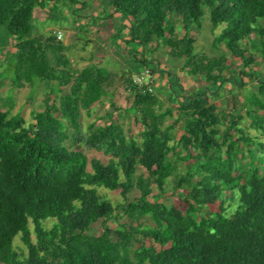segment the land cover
I'll list each match as a JSON object with an SVG mask.
<instances>
[{
    "label": "trees",
    "instance_id": "obj_1",
    "mask_svg": "<svg viewBox=\"0 0 264 264\" xmlns=\"http://www.w3.org/2000/svg\"><path fill=\"white\" fill-rule=\"evenodd\" d=\"M59 1L0 0V26L12 40L5 59L11 87L32 93L52 83L31 123L0 110V264H264V80L252 71L264 60V0H105L110 15L125 21L127 43L161 45L208 84L159 111L158 96L122 79L136 136L112 101L119 76L95 65L74 68L55 34L34 30V9ZM205 11L217 30L216 56L194 52ZM246 77L256 85L227 118L208 95L243 87ZM102 97L115 119L106 113L107 122L83 130L81 111ZM243 111L255 135L240 126ZM86 151L107 159H88ZM170 177L178 207L164 202ZM99 188L119 191L122 202L112 204Z\"/></svg>",
    "mask_w": 264,
    "mask_h": 264
},
{
    "label": "rangeland",
    "instance_id": "obj_2",
    "mask_svg": "<svg viewBox=\"0 0 264 264\" xmlns=\"http://www.w3.org/2000/svg\"><path fill=\"white\" fill-rule=\"evenodd\" d=\"M74 2L84 5L83 14L89 17L92 15L91 17H93V19L91 18L92 21L89 24L77 21V18L79 17L75 16L77 13L76 4H71L69 0H60L54 8L52 5L46 4L43 7H37L34 9V30L38 33H44L43 29L45 27H50L51 31L53 30L61 34V42L67 41L71 43V45L69 44L65 50L68 59L75 58V55L80 53L82 49L85 51L90 49L89 51L98 54L104 52L103 46H107L109 50H111L109 59L105 62L106 64H101L100 67L104 71L116 74L123 72L127 76H133L136 63L131 56L133 55V51L130 48L131 46L128 47V45H130V43H127L129 39V30L125 27V21L122 20V17L114 16L113 18H109L108 16L105 19H98L94 17L97 9L104 11V13L108 12V5L105 0H74ZM67 30L72 32L67 34ZM177 31L178 34H182V28L179 25L177 26ZM213 33H217V30L213 32L208 20V15L205 11L201 27L196 32L197 40L194 44L195 53L206 56H216L218 54V52L211 47ZM88 40H93L94 43H96L95 46L92 45V47H90V45H86ZM11 46L12 40L10 36L8 35L5 27L0 26V110L8 111L10 115L19 114L26 122L31 123L32 112L42 109V102L45 96L44 93L50 89L52 83H42L38 85L32 93H30V90L27 88H12L8 80L9 71L5 72L7 67L5 59L11 52ZM145 51H147V53H145ZM139 54L144 57L148 67L155 71L152 76L154 94L156 96H166V98L174 97L171 91L168 92L164 90V85L170 86L173 90L176 89L175 92H177V95L180 96L197 94L198 92L204 91V88H207L208 86L204 80L197 79L196 77L189 75L187 69L184 67V60L170 57L161 45L156 47L153 43L141 46ZM237 63L238 62H236V64ZM158 65L160 70L157 67ZM252 71L259 79L264 80V60L261 61L258 58L256 64L252 67ZM243 82H246L243 87L228 84L224 86L221 91H219V95L217 97L209 94L208 99L211 102H214L218 106V110L221 113H224L225 116H227L226 113H232L231 111H233V108H235V112L241 110L244 95L247 91L253 89L254 85H256L255 83L249 81L247 77L244 78ZM182 90L183 93L181 92ZM159 100L161 102V107L158 108V110L164 111L168 109L170 104L161 101V99ZM112 101L115 106L120 109V111H125V113L121 112V118L119 119L124 129L133 136H136L139 131V127L133 124L132 107L129 104L128 95L123 88L117 87L116 90L115 88L113 89ZM108 103V99H103V102L100 105L93 107L92 111L89 113H86L83 110L81 111V124L83 130H85L86 126L93 121V118L101 117L105 112L111 113L112 118L115 119V115L113 114L111 108L108 107ZM169 107L172 108L171 105ZM129 110H131V112ZM175 113L176 111H174V114ZM242 115L243 120L240 122V126L247 134L255 135V132L249 127L250 119L244 114V111L242 112ZM171 121L172 118L166 117L164 124H169ZM103 123V121L97 122L96 126ZM175 134L177 137L181 134V131H176ZM85 153L88 159L97 158L104 161L107 159L101 152L86 151ZM254 157L257 158L258 155ZM175 164L176 173L182 174L186 169L185 163L178 161ZM139 173H143V170L138 169L137 174ZM172 186V177H170L165 183V191L168 197L164 199V202L167 205L178 207L182 203L179 201L177 196L178 193L171 195L170 190ZM97 192L100 196L109 200L112 204L122 202V197L120 196L119 191H109L107 189L99 188ZM135 195L136 192L133 190L129 196L134 197ZM51 225V220L43 222V226L46 228H50ZM99 227V224L94 225L90 233H97L99 231ZM30 229L32 230L31 225ZM14 245L15 248H23L18 239L14 240Z\"/></svg>",
    "mask_w": 264,
    "mask_h": 264
},
{
    "label": "crops",
    "instance_id": "obj_3",
    "mask_svg": "<svg viewBox=\"0 0 264 264\" xmlns=\"http://www.w3.org/2000/svg\"><path fill=\"white\" fill-rule=\"evenodd\" d=\"M95 6H97V5H95ZM83 8H84V5L83 4H76V9H77V13L75 14V16L76 17H79V18H77V21L78 22H81V23H86V24H89L91 21H92V19H93V17H91L92 15H90V17L89 16H86L85 14H83ZM83 14V15H82ZM111 14V9H110V7H108V12H106V13H104V11H101L100 9H97V12L95 13V15H94V17H96V18H98V19H105V18H107L108 16H109V18H113L114 17V15L113 16H111L110 15ZM92 18V19H91ZM44 31V33H50V32H52L53 34H59V33H57V32H55V31H51V29H50V27H45L44 29H43ZM42 32V31H41ZM72 31H68L67 30V34L68 33H71ZM43 33V34H44ZM60 35V41H61V39H62V36H61V34H59ZM63 43V45L67 48L68 46H69V44L71 45V43H69V42H67V41H64V42H62ZM95 44L96 43H94V41L93 40H88L87 41V43H86V45H90V47H92V45H94L95 46ZM86 45H85V47H86ZM128 45V44H127ZM129 46H131L130 48H131V50L133 51V55H131L132 56V58L134 59V60H136V59H138L139 58V56H138V54H134V52H139V50H140V47H136V46H134L133 44H130V45H128V47ZM104 47V49H103V51L104 52H102V53H93L92 51H89L90 49H87L88 51H85L84 49H82L81 50V52L80 53H78L77 55H75V58H71V59H69L70 60V62H71V64H72V66L74 67V68H76V69H82V68H84V67H86V66H89V65H95V66H98V67H100V65L101 64H106L105 62H107V60L109 59V55H110V52H111V50H109V48L107 47V46H103ZM145 53H147V51H145ZM92 54V55H91ZM134 56H136V58L134 57ZM108 57V58H107ZM107 58V59H106ZM143 58V57H142ZM148 66V65H147ZM158 67V69L160 70V67H159V65L157 66ZM101 68V67H100ZM143 68V67H142ZM102 69V68H101ZM134 73H133V76H130V75H125L123 72L122 73H120V74H117L118 76H119V78H118V80H117V82H116V84H115V90L117 89V87H121V88H123L122 87V85L120 84V81L122 80V79H124L123 77H130L131 79H133L134 78V76H136V75H134V74H139L141 71H142V69H141V67L139 68V65H137L136 64V66H135V68H134ZM108 72V71H107ZM155 72V71H154ZM110 73H113V72H110ZM116 74V73H115ZM123 90H124V88H123ZM164 90H166V91H171L172 92V94L174 95V97H168V98H166V96H158L159 97V99H161V101H163V102H165V103H169L171 106H172V108L173 107H175L176 106V104H177V101H179L180 99H178V98H181L182 96H180V95H177V92H175V90L176 89H172V88H170V86H168V85H164ZM125 91V90H124ZM126 92V94L128 95V100H129V104H130V101H131V98L129 97V94H128V92L127 91H125ZM182 93H183V90L181 91ZM179 96V97H178ZM188 96V95H187ZM103 99H108V101H109V98L108 97H102L98 102H96V103H94L92 106H91V109H90V111H92V109H93V107H96V106H98V105H100L102 102H103ZM169 105V106H170ZM168 106V108H171V107H169ZM108 107H110V101H109V103H108ZM122 112H124L125 113V111L124 110H122ZM106 114V112L104 113V115ZM104 115H102L101 117H96V118H93V121L95 122V124H97V122H107L108 120L107 119H105L103 116ZM121 118V117H120ZM92 122V121H91ZM120 122V121H119ZM121 123V122H120ZM101 125V124H100ZM98 126V125H97ZM125 130V129H124Z\"/></svg>",
    "mask_w": 264,
    "mask_h": 264
},
{
    "label": "built area",
    "instance_id": "obj_4",
    "mask_svg": "<svg viewBox=\"0 0 264 264\" xmlns=\"http://www.w3.org/2000/svg\"><path fill=\"white\" fill-rule=\"evenodd\" d=\"M57 39L60 35L56 34ZM134 88L142 94H154L153 76L150 74L148 68L144 67L139 74H136L132 79Z\"/></svg>",
    "mask_w": 264,
    "mask_h": 264
},
{
    "label": "clouds",
    "instance_id": "obj_5",
    "mask_svg": "<svg viewBox=\"0 0 264 264\" xmlns=\"http://www.w3.org/2000/svg\"><path fill=\"white\" fill-rule=\"evenodd\" d=\"M59 40H60V39H59ZM143 68H144V67H143ZM143 68H142V69H143Z\"/></svg>",
    "mask_w": 264,
    "mask_h": 264
}]
</instances>
